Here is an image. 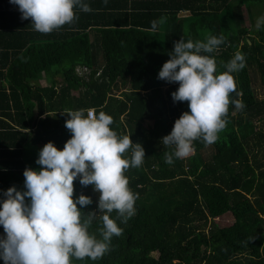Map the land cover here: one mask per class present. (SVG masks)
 Segmentation results:
<instances>
[{"label": "trees", "instance_id": "obj_1", "mask_svg": "<svg viewBox=\"0 0 264 264\" xmlns=\"http://www.w3.org/2000/svg\"><path fill=\"white\" fill-rule=\"evenodd\" d=\"M84 2L93 11L77 8L74 23L42 34L31 19H21L18 6L0 0V202L12 186L25 190L26 167H41L28 145L40 149L51 141L62 150L71 138L66 109L103 111L113 117L114 131L145 150L143 165L125 172L139 198L134 216L117 219L123 234L112 238L111 250L73 264H264V98L253 87L256 75L264 88V25L243 26L240 10L244 6L252 20L264 0ZM161 17L165 23L153 31L151 22ZM207 35L225 37L214 53L218 62L238 51L245 56L230 94L245 107L230 104L217 142L197 140L187 161L169 165L165 152L171 149L161 139L189 108L172 99L179 84L158 73L174 42ZM78 67L89 73L79 75ZM46 74L55 80L43 87ZM81 194L93 201L82 211H96L99 194L77 178L74 198ZM229 212L235 222L218 227L215 221ZM98 227L96 220L93 230Z\"/></svg>", "mask_w": 264, "mask_h": 264}, {"label": "clouds", "instance_id": "obj_2", "mask_svg": "<svg viewBox=\"0 0 264 264\" xmlns=\"http://www.w3.org/2000/svg\"><path fill=\"white\" fill-rule=\"evenodd\" d=\"M9 2L18 6L22 20L31 19L33 30L42 34L74 23L77 8L93 11L84 0ZM166 19L152 21L151 29L157 30ZM261 25L264 16L258 18L257 29ZM224 42L223 35H207L203 40L181 37L158 73V79L179 84L171 93L172 99L188 102L189 108L161 139L171 149L165 152L169 165L174 159L189 157L197 140L206 146L217 142L228 123L230 104L237 110L245 107L230 94L237 90L234 74L246 66V58L238 51L227 63L218 62L214 53ZM221 66L222 72L218 70ZM86 70L78 67L76 71L83 76ZM64 114L70 117L65 127L72 135L63 149L51 141L46 143L36 160L40 169L26 167L23 172L25 190L12 186L3 192L0 259L4 264H73V259L85 258L96 261L111 250L112 238L123 234L117 219L126 223L136 213L139 194L130 189L125 172L143 165V146L133 143L131 136L114 131L110 127L113 117L103 111L97 115L92 110L66 109ZM129 152L130 156L126 155ZM77 178L82 186L91 185L99 194L96 211H82L93 203L91 197L81 194L74 198ZM96 220L100 227L93 230Z\"/></svg>", "mask_w": 264, "mask_h": 264}, {"label": "rangeland", "instance_id": "obj_3", "mask_svg": "<svg viewBox=\"0 0 264 264\" xmlns=\"http://www.w3.org/2000/svg\"><path fill=\"white\" fill-rule=\"evenodd\" d=\"M240 10L242 13V24H243V26H247L248 28L252 27V25H257L258 18L261 16H264V7H259V8L254 9V16H253L252 20L250 19L249 13L244 6L242 8H240ZM77 73L79 74L78 71H77ZM86 73H89L88 69L86 70ZM59 77H57V80L59 79L61 81V78H59ZM254 78H255L253 81L254 90L257 92L259 99H262V98H264V88H263V85L261 83V79L256 75H254ZM86 79H88L87 75H86ZM119 94L120 93L117 92V95H119ZM28 146L30 147V151L33 153V156L38 157L39 152L42 148L38 149L37 147L31 146V145H28ZM27 154H29V153H27ZM204 156L206 158H209L211 156V151L206 149L204 151ZM187 158L188 157H186L184 159L187 161ZM215 222L218 225V227H227V226L232 225L235 222V218L233 216V213L229 212L227 215L218 218Z\"/></svg>", "mask_w": 264, "mask_h": 264}, {"label": "crops", "instance_id": "obj_4", "mask_svg": "<svg viewBox=\"0 0 264 264\" xmlns=\"http://www.w3.org/2000/svg\"><path fill=\"white\" fill-rule=\"evenodd\" d=\"M55 79H52L50 74H46L45 77L40 81L43 87L49 86Z\"/></svg>", "mask_w": 264, "mask_h": 264}, {"label": "built area", "instance_id": "obj_5", "mask_svg": "<svg viewBox=\"0 0 264 264\" xmlns=\"http://www.w3.org/2000/svg\"><path fill=\"white\" fill-rule=\"evenodd\" d=\"M89 110H92L95 113V110L94 109H89Z\"/></svg>", "mask_w": 264, "mask_h": 264}, {"label": "water", "instance_id": "obj_6", "mask_svg": "<svg viewBox=\"0 0 264 264\" xmlns=\"http://www.w3.org/2000/svg\"><path fill=\"white\" fill-rule=\"evenodd\" d=\"M189 13H184V14H182V15H188Z\"/></svg>", "mask_w": 264, "mask_h": 264}]
</instances>
